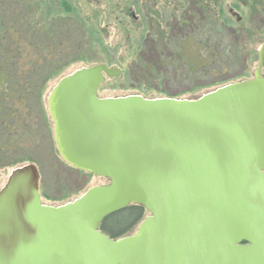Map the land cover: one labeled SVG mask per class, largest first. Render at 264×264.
<instances>
[{"label":"water","instance_id":"95a60500","mask_svg":"<svg viewBox=\"0 0 264 264\" xmlns=\"http://www.w3.org/2000/svg\"><path fill=\"white\" fill-rule=\"evenodd\" d=\"M263 56L264 43L252 79L196 100L98 99L121 74L103 64L60 79L47 99L55 149L108 184L44 206L36 167L12 170L0 264H264ZM129 204L149 215L111 241L98 226Z\"/></svg>","mask_w":264,"mask_h":264},{"label":"rangeland","instance_id":"374dc122","mask_svg":"<svg viewBox=\"0 0 264 264\" xmlns=\"http://www.w3.org/2000/svg\"><path fill=\"white\" fill-rule=\"evenodd\" d=\"M64 1L66 4L61 9L65 13L69 10L75 13L72 15L85 24L84 31L85 34L88 32L90 40L89 37L82 38L80 29L75 27V32L71 27L68 41L58 46L65 57L62 63L69 59L84 61L68 66L45 87L42 99L51 135L52 123L47 114L49 94L60 79L80 68L95 65L92 61L101 60L108 67L123 71L120 78L103 81L98 96L104 99L136 96L147 100H196L226 85L250 80L256 71L258 52L264 43V0H217L222 10L219 31L215 22L209 25L207 21L191 29L179 30L166 12L171 5L159 0ZM254 2H258L256 7ZM7 5L6 0L0 1L4 11H7ZM251 8L258 12L253 13L255 16L251 19L254 28L247 23ZM228 9L242 18L239 25L246 30L242 38L241 34L233 35L238 24L228 15ZM73 16L66 18L73 20ZM158 35H163L162 41ZM136 60L140 70L135 65ZM261 74L264 77V68ZM33 121L37 124L32 130L35 137L28 142L25 152L38 170L44 205L58 207L78 198L91 187L108 183L69 168L60 159L54 142L52 151V138L48 137L44 127L37 118ZM2 155L1 163L14 162V156ZM22 165L25 164L0 168V189L10 172Z\"/></svg>","mask_w":264,"mask_h":264},{"label":"trees","instance_id":"16d2710c","mask_svg":"<svg viewBox=\"0 0 264 264\" xmlns=\"http://www.w3.org/2000/svg\"><path fill=\"white\" fill-rule=\"evenodd\" d=\"M6 1L7 11L0 6V168L32 161L26 155L25 148L35 137L32 130L37 128V124L33 118H37L48 137L52 138L42 99L45 87L68 66L84 61L69 59L62 63L65 57L58 46L61 42L65 44L68 41L71 27L75 32V27L80 29L82 38L89 37L90 40V35L84 31L85 24L72 15L75 13L69 9L65 13L61 9L66 4L64 0H24V4L18 3V0ZM192 1V9L178 5L177 9L169 12L168 18L172 19L174 25L184 31L203 21H207L209 25L215 22L219 31L222 10L217 0ZM257 4L258 2L255 7ZM255 7L253 6L254 9ZM255 10L247 18V23L253 28L255 25L251 19L258 13ZM68 16H73L74 19H67ZM243 32L246 30L238 24L233 35L241 34L242 38ZM158 38L162 41L163 35H158ZM92 62L99 64L97 62L102 61ZM135 65L140 70L137 60ZM51 146L53 151L52 140ZM1 155L14 156V162L1 163ZM145 216L143 208L130 205L104 218L99 231L110 240H118L129 236Z\"/></svg>","mask_w":264,"mask_h":264},{"label":"flooded vegetation","instance_id":"af4514ba","mask_svg":"<svg viewBox=\"0 0 264 264\" xmlns=\"http://www.w3.org/2000/svg\"><path fill=\"white\" fill-rule=\"evenodd\" d=\"M144 1V0H143ZM158 1V0H157ZM160 2H162L163 4L164 3H169L171 5V8L170 9H167L169 11H166L167 12V15L169 17V12L173 9H177L178 8V5L179 7L181 6H185L189 9H192V4H193V1L192 0H159ZM182 9V8H180ZM191 11V10H190ZM190 12H188L189 14ZM170 19V18H169ZM173 22V21H172Z\"/></svg>","mask_w":264,"mask_h":264}]
</instances>
